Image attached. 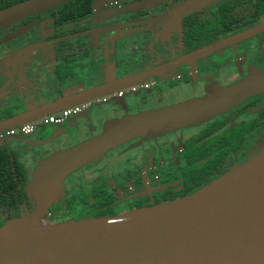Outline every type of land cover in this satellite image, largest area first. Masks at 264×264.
<instances>
[{
	"label": "flooded vegetation",
	"instance_id": "1",
	"mask_svg": "<svg viewBox=\"0 0 264 264\" xmlns=\"http://www.w3.org/2000/svg\"><path fill=\"white\" fill-rule=\"evenodd\" d=\"M148 1L152 6L155 0H68L0 27V122L77 93L110 89L15 127L28 126L26 133L0 130V147L15 151L27 184L40 160L100 135L109 120L201 99L264 72V0H158L151 9L139 7ZM76 8L83 14L59 21ZM181 67L186 75L173 74ZM66 90L76 92L66 96ZM49 94L53 101L29 110ZM80 105L84 109L60 124L46 123ZM103 108L111 110L103 114ZM263 135L264 89L201 124L108 151L70 174L43 216L53 223L115 217L190 197L245 164ZM98 192L110 199L102 217L88 210ZM37 208L29 197L14 218L30 217Z\"/></svg>",
	"mask_w": 264,
	"mask_h": 264
},
{
	"label": "water",
	"instance_id": "2",
	"mask_svg": "<svg viewBox=\"0 0 264 264\" xmlns=\"http://www.w3.org/2000/svg\"><path fill=\"white\" fill-rule=\"evenodd\" d=\"M66 1L26 0L0 10V27ZM149 4L139 7L151 9ZM263 89L264 72L201 99L109 120L100 135L40 160L27 184L28 194L38 202L37 211L0 227V264H264V148L190 197L115 217L38 224L41 212L60 197L63 181L86 164L132 139L201 124ZM108 90L104 86L62 98L0 122V130Z\"/></svg>",
	"mask_w": 264,
	"mask_h": 264
},
{
	"label": "trees",
	"instance_id": "3",
	"mask_svg": "<svg viewBox=\"0 0 264 264\" xmlns=\"http://www.w3.org/2000/svg\"><path fill=\"white\" fill-rule=\"evenodd\" d=\"M18 1L22 0H0V9ZM79 14H83L82 10L79 11V8H76L69 15H62L59 21L68 19V17L74 18L79 16ZM29 197L31 196L27 191L23 164L10 146L0 147V226L7 225L10 221L16 219L14 218L15 215L23 213ZM94 197L95 202L88 207L89 213L94 217H102L108 210L110 199L107 195L101 194V192H98ZM5 214L8 215L7 218L2 219Z\"/></svg>",
	"mask_w": 264,
	"mask_h": 264
},
{
	"label": "rangeland",
	"instance_id": "4",
	"mask_svg": "<svg viewBox=\"0 0 264 264\" xmlns=\"http://www.w3.org/2000/svg\"><path fill=\"white\" fill-rule=\"evenodd\" d=\"M201 62L202 61H198V63H199V67L201 66ZM108 60H105V61H103L100 65H99V67H100V69H106V65H108ZM96 68L97 67H93V65L91 66V72L93 71H95L96 73H97V70H96ZM93 72H92V74H93ZM175 73H177V74H181V75H186V68L185 67H181V68H179V69H176V70H174L173 71V74H175ZM158 79V78H157ZM77 80V84H78V86H82L83 84H81L80 82L83 80V78L82 77H79L78 79H76ZM166 82L167 83H169V78H167L166 79ZM172 85H178V83H172ZM191 94V95H190ZM185 97H187V98H189V97H191L192 96V93H188V94H186V95H184ZM170 98V97H169ZM172 98H174V100L176 101V99H177V101L179 100V98H176V97H172ZM172 98H170V99H167V101H169V100H172ZM176 98V99H175ZM184 99V98H183ZM128 100V99H127ZM133 101V102H135V101H137V100H140V99H132V98H130V100L129 101ZM175 101H171V102H175ZM155 103H157V101L155 102ZM102 110V109H101ZM104 110V111H103ZM103 114L104 113H107V110H108V108H106V110L103 108ZM109 110H111V108H109ZM108 110V111H109ZM101 113V114H102ZM102 114V115H103ZM259 141V142H258ZM258 141H257V143L255 144V146L257 145V148L258 149H256V152H255V154L259 151V150H261V149H263L264 148V135L262 136V138H259L258 139ZM253 157V156H252ZM102 158V157H101ZM101 158H99L98 160H96V161H92V162H90V163H88V164H86L85 166H83V167H86V166H88V165H90V164H92V163H97ZM251 158H249V160H250ZM248 161V160H247ZM246 161V162H247ZM245 162V163H246ZM82 167V168H83ZM81 168V169H82ZM78 170H80V169H78ZM77 170V171H78ZM68 177V176H67ZM65 187V186H64ZM64 187H63V183L61 184V186H60V189H59V191L60 192H64ZM88 188V187H87ZM30 196H31V198H33L34 200H36L35 199V197L30 193ZM54 199V198H53ZM26 218H30V217H28V216H25ZM39 221V223L38 224H46V223H49V224H54L53 222H50V221H48L47 219H46V217H44L43 216V212H41V215H40V218L38 219Z\"/></svg>",
	"mask_w": 264,
	"mask_h": 264
},
{
	"label": "built area",
	"instance_id": "5",
	"mask_svg": "<svg viewBox=\"0 0 264 264\" xmlns=\"http://www.w3.org/2000/svg\"><path fill=\"white\" fill-rule=\"evenodd\" d=\"M84 105H80V106H76V107H72L66 111H63L61 116L59 117H56V116H51L49 117L47 120H46V123H50V124H60L64 118H66L68 115L70 114H77L79 113L82 109H84ZM30 130V128L28 126H23V127H20V128H12L10 129V131L8 132V134L12 135L14 134L15 132L19 131V132H22V133H26Z\"/></svg>",
	"mask_w": 264,
	"mask_h": 264
},
{
	"label": "crops",
	"instance_id": "6",
	"mask_svg": "<svg viewBox=\"0 0 264 264\" xmlns=\"http://www.w3.org/2000/svg\"><path fill=\"white\" fill-rule=\"evenodd\" d=\"M76 92L75 90H73V92L71 90H66L65 91V95H70L72 93ZM48 97V99H46ZM54 96L52 94H49L48 96L42 98L39 102H36V103H33V105H30L28 108L29 110H31L32 108H36V107H39V106H42V105H45L47 104L48 102H51L53 101L54 99Z\"/></svg>",
	"mask_w": 264,
	"mask_h": 264
}]
</instances>
